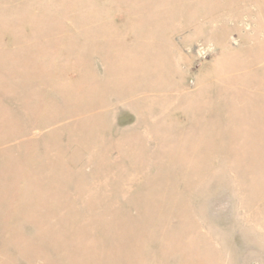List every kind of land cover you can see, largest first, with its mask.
<instances>
[{"label":"rangeland","instance_id":"374dc122","mask_svg":"<svg viewBox=\"0 0 264 264\" xmlns=\"http://www.w3.org/2000/svg\"><path fill=\"white\" fill-rule=\"evenodd\" d=\"M0 264H264V0H0Z\"/></svg>","mask_w":264,"mask_h":264}]
</instances>
